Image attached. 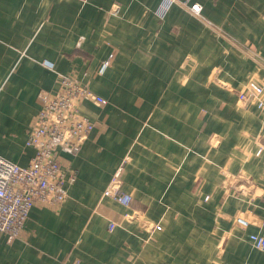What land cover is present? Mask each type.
I'll use <instances>...</instances> for the list:
<instances>
[{
	"label": "crops",
	"instance_id": "0c3cea01",
	"mask_svg": "<svg viewBox=\"0 0 264 264\" xmlns=\"http://www.w3.org/2000/svg\"><path fill=\"white\" fill-rule=\"evenodd\" d=\"M160 1L0 0V157L29 165L60 76L107 101L79 103L93 129L57 153L75 181L0 232V264H264V111L238 100L264 86V0H178L162 19ZM118 170L127 206L103 196Z\"/></svg>",
	"mask_w": 264,
	"mask_h": 264
},
{
	"label": "built area",
	"instance_id": "2783aa9c",
	"mask_svg": "<svg viewBox=\"0 0 264 264\" xmlns=\"http://www.w3.org/2000/svg\"><path fill=\"white\" fill-rule=\"evenodd\" d=\"M178 0H161L156 14L161 19L172 4ZM189 11L202 19L201 6L193 4ZM105 60L100 68L102 72L110 64ZM38 99L41 108L35 122L28 131L26 145L35 150V155L27 167H20L0 157V232L13 240L26 222L30 209L36 202L43 204H59L66 197L65 183L75 181V173L65 178L58 161L59 151L67 154H77L93 124L77 111L79 103L90 101L99 106H105L107 101L90 92L87 87L66 76H60L59 91L51 94L40 91ZM240 102H251L257 110L264 111V86L256 81L247 82L238 92ZM264 125V121H262ZM264 140V133L260 139ZM264 152L260 146L257 154ZM120 171L118 170L110 184L105 188L103 196L114 199L127 206L130 196L120 191ZM235 224L245 229L248 222L237 216ZM114 224L109 223V229ZM160 230L159 225L155 226ZM249 240L257 250H264V236L250 234ZM72 264H79L77 261Z\"/></svg>",
	"mask_w": 264,
	"mask_h": 264
}]
</instances>
